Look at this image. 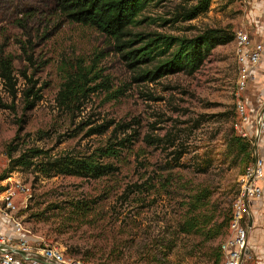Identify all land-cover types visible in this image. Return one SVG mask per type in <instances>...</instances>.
<instances>
[{
    "label": "rangeland",
    "instance_id": "374dc122",
    "mask_svg": "<svg viewBox=\"0 0 264 264\" xmlns=\"http://www.w3.org/2000/svg\"><path fill=\"white\" fill-rule=\"evenodd\" d=\"M199 1L153 0L118 41L50 15L51 0H20L10 21H0V50L11 57L14 84L0 75V187L8 189L10 181H1L9 178L28 190L14 193L16 217L35 243L98 264H216L225 219L251 165L230 141L245 133L254 159L263 146L264 132L257 138L247 124L264 99L249 110L238 90L234 40L248 33L261 41L264 0H211L185 20ZM30 9L33 18L22 17ZM207 30L233 37L205 53L192 73L152 77L175 47L141 61L128 55L149 39L190 40ZM78 70L87 74L88 91L66 107L59 93ZM89 156L108 174L40 172L56 160ZM17 159L27 163L13 169ZM187 220L195 223L188 233ZM255 261L250 252L244 264Z\"/></svg>",
    "mask_w": 264,
    "mask_h": 264
},
{
    "label": "trees",
    "instance_id": "16d2710c",
    "mask_svg": "<svg viewBox=\"0 0 264 264\" xmlns=\"http://www.w3.org/2000/svg\"><path fill=\"white\" fill-rule=\"evenodd\" d=\"M153 0H51V12L58 19L65 22L78 24L81 26L89 27L97 32L119 40L126 35L128 31L140 24L139 17ZM211 0H200L198 4L183 18L190 20L198 16L200 13L205 12ZM20 0H0V21L11 19L10 9H20ZM34 11L32 9L25 10L22 14L24 18H33ZM22 20H13L17 22L16 25L20 27ZM139 37L140 35H136ZM232 35H222L218 30H207L199 36L186 40L173 37H159L156 39H149L140 49L131 51L128 55L133 56L136 61H141L144 57H149L156 51L158 55L166 54L169 49L175 47L167 60L162 62L159 66L151 72L152 77L162 76L168 73L188 71L189 73L195 72L202 65L204 54L209 52L217 45H224L232 40ZM132 42H127L125 45L128 47ZM140 52V55H135ZM11 57L5 55L3 50H0V75L1 78L12 87V61ZM139 59V60H138ZM87 74L77 71L74 74H69L67 81L63 84L62 90L59 93L62 103L67 107L75 99H79L86 94L83 80L86 81ZM28 91L26 97L29 98ZM36 99V98H35ZM34 102H30L32 107ZM231 146L237 150L238 154L245 157L249 164L254 162V157L251 155L250 143L242 136H234L231 139ZM103 151V150H102ZM107 156H112L114 150L105 148L104 151ZM38 152H36L37 154ZM35 154V153H34ZM9 159L10 156H9ZM11 162V161H10ZM27 162L22 159L14 160V167L25 165ZM48 167V168H47ZM54 171L58 175H69L77 177H92L99 178L105 176L109 172L107 165H101L92 156L84 159L65 158L56 160L52 163L46 164L40 168V172L48 174ZM1 179V178H0ZM3 188L0 187V191ZM201 199H195L193 205L196 208L201 207ZM229 218L225 219L226 233ZM195 223L187 220L184 231L190 232ZM226 235V234H225ZM66 255V254H65ZM68 256V255H66ZM70 257V256H68ZM84 261V260H83ZM220 261V251L217 257L216 264Z\"/></svg>",
    "mask_w": 264,
    "mask_h": 264
},
{
    "label": "built area",
    "instance_id": "2783aa9c",
    "mask_svg": "<svg viewBox=\"0 0 264 264\" xmlns=\"http://www.w3.org/2000/svg\"><path fill=\"white\" fill-rule=\"evenodd\" d=\"M251 3L256 0H241ZM235 55L239 65L237 81L238 90L244 92L248 83L255 79L264 53V42H256L248 33H239L235 40ZM264 93V88H263ZM245 105H238V112L247 122ZM255 135L259 138L264 132V104L256 112L254 123ZM246 136V134H242ZM263 163L257 156L241 176L240 192L232 205L231 217L227 233L219 245V264H243L249 258L248 238L253 229V220L249 226V218L254 204L264 198ZM9 183V188L0 191V264H98L93 261H80L65 255L56 246L37 244L28 235L16 217L17 205L14 193L25 195L28 191L20 182L6 178L1 183ZM5 226L6 228H4ZM7 229L8 231H5ZM264 232V230H263ZM19 252V253H18Z\"/></svg>",
    "mask_w": 264,
    "mask_h": 264
},
{
    "label": "crops",
    "instance_id": "0c3cea01",
    "mask_svg": "<svg viewBox=\"0 0 264 264\" xmlns=\"http://www.w3.org/2000/svg\"><path fill=\"white\" fill-rule=\"evenodd\" d=\"M261 41L264 42V34L261 35ZM263 88H264V53L262 56V60L256 69V75L255 79L250 81L248 83V86L243 92V98L244 101L246 102L249 110H256V108L263 104L264 99V93H263ZM263 96V97H262ZM262 97V98H261ZM263 105L258 109L260 110ZM248 129L251 128L252 124H247ZM249 131V130H247ZM260 142L263 144V146L259 147V158L261 159L263 163V170H264V135L260 138ZM262 188L264 189V180L260 183ZM252 220H253V229L249 234L248 238V250L249 253L252 252L254 255L256 261L252 264H264V232L263 229L260 228V223H264V198L257 204H254L252 206ZM6 228L5 226H3ZM5 231H8L5 229ZM257 233L256 235V242H253V234ZM256 245V246H255ZM251 249V250H250ZM247 263V262H245ZM244 264V263H243Z\"/></svg>",
    "mask_w": 264,
    "mask_h": 264
},
{
    "label": "water",
    "instance_id": "95a60500",
    "mask_svg": "<svg viewBox=\"0 0 264 264\" xmlns=\"http://www.w3.org/2000/svg\"><path fill=\"white\" fill-rule=\"evenodd\" d=\"M251 222H252V219L251 218H249V226L251 225ZM19 253V252H18Z\"/></svg>",
    "mask_w": 264,
    "mask_h": 264
}]
</instances>
